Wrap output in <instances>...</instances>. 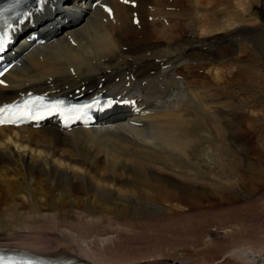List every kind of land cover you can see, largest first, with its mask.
Masks as SVG:
<instances>
[{
  "label": "bare ground",
  "instance_id": "bare-ground-1",
  "mask_svg": "<svg viewBox=\"0 0 264 264\" xmlns=\"http://www.w3.org/2000/svg\"><path fill=\"white\" fill-rule=\"evenodd\" d=\"M92 1L97 0H51L40 16L48 29L53 27L45 37L48 42L31 51L29 45L21 48L16 55L19 63L5 77L8 86H0V103L28 91L74 95L80 87L91 94L104 90L111 95L136 97L143 107L135 118L139 125L131 124L134 119L120 110L87 130L60 131L52 124L39 129L0 127V247L8 248L4 243L16 242L19 246L10 248L34 256L79 264H133L136 259L112 254L116 236L129 229L125 222H137L141 212L167 215L204 209L211 207L208 196L221 201L223 192L239 190L246 150L240 145L239 162L235 166L226 163L230 175L229 184H225L221 161H226L224 135L228 133L218 125L225 130L227 113L221 107L224 101L211 103L217 108L210 107L205 97V76L212 71L211 65L208 73L198 70L201 77L190 76V58L184 67L176 66L182 58L191 56L190 44L202 48L210 33L237 29L238 16L249 10L251 2L235 1L233 16L224 13L220 16L224 19L211 25L214 9L210 7L213 4L215 8L216 0H129L136 2L135 7L106 0L113 6L111 17L93 9ZM134 14L139 19L137 25L132 24ZM192 37L194 41H190ZM225 58L215 63L224 64ZM208 59L212 62L215 57ZM229 59L235 63L240 58L231 51ZM201 62L200 69L204 67L203 58ZM150 69L158 73L156 80L142 85L148 95L160 92L167 78L184 77L179 83L182 88L164 98L147 99L141 91V80L150 75ZM210 109L212 117L206 116ZM219 133L224 134H220L223 139ZM198 144L199 157L194 156ZM254 174L248 181L255 180ZM234 175L237 183L240 180L238 184ZM76 226L84 234L73 230ZM7 227L13 229L8 232ZM33 230L47 232L53 243L37 240L40 235L26 239ZM207 234L200 243L204 249L217 251L220 243L212 233ZM219 255L196 264H228L230 259L233 264H264V248L252 249L248 244L222 249ZM160 256L154 255L157 263L151 264H192L190 261L196 258L168 255L164 263ZM85 259L92 261L86 263Z\"/></svg>",
  "mask_w": 264,
  "mask_h": 264
},
{
  "label": "rangeland",
  "instance_id": "rangeland-1",
  "mask_svg": "<svg viewBox=\"0 0 264 264\" xmlns=\"http://www.w3.org/2000/svg\"><path fill=\"white\" fill-rule=\"evenodd\" d=\"M229 1L230 3L227 2L223 5L221 4L223 3V0H216L215 8L214 6H212L213 4L211 5L210 9H214V17L212 18L211 25H215L216 21L220 22L222 19H224L220 18V16L224 13V16L226 17L228 15L233 16L232 13L234 12L233 10H235L234 3L238 0ZM240 2L244 3V0H240ZM249 3L251 4L248 8L249 10L241 14V16H238L240 20L239 24H242L239 25L237 23L239 25L236 26L237 29L233 31L230 30L232 34L228 32V30L224 31L223 29V32L222 30H219L217 32L210 33L209 36L206 37L205 43H208L205 47L195 49L193 45L190 44V51L192 53L191 56L188 54L186 58H182L180 60V62L182 61V63L177 64L178 67L176 66L177 69L180 67H184L186 62L185 60L187 58H190V76L195 75L201 77L200 71L198 70H201V74H204L205 72L208 73V71L211 70V65L212 71L209 72L211 76L209 73L205 76L204 90L207 94H204L206 99L209 101L210 107L213 106L217 108V106H214L212 104L224 101L221 103V105L223 104L221 107H225V111L227 113V116H225L226 119H224L225 130H223L220 125H218L220 127V130L222 132H225H223L224 134L228 133L226 135L219 133L220 139H223L220 134L224 135V144L226 145H224V151L227 154L226 161H221V163H223V166L225 165V169H223L225 184H229V181L227 180L229 179L230 175L228 167L230 165L235 166L237 162H239L237 160V156L240 145H242L244 150H246V161H244L245 163L241 162V166L243 167L244 165V167L240 172V174H242V178L240 179L241 182L240 180L238 181V183L240 182V184L237 183L236 175H234V182L239 185V190L237 189L236 192L232 190V194L223 192V194L221 195L223 196L221 201H218L215 197L208 196L207 201L211 204V207L205 206L204 209H201L199 207V209L195 210H179L174 214L167 215L163 213H151L154 218L149 216L151 215L150 213H148L147 215L141 212V214L137 216L140 217V220L138 219L137 222L124 223V225L129 229L125 232H120L116 236L114 245L115 250L113 249L112 253L113 256H116L117 258H122L123 256V259H136L132 262L133 264H151L157 263L153 261V256L156 254L161 255L160 260L164 263L165 261L169 260L168 255L180 256L181 254H186L196 257L192 258V261H190L192 264H196L199 263L201 259H217L220 257V250H227L231 247H239L243 244L250 245L252 249L264 248V0H249ZM221 6L223 8H220ZM211 12L212 11H210L209 13ZM194 40V37L190 39V41ZM199 49L201 50L199 51ZM231 51H233L235 55L239 56L240 59L238 61H240V63H242L243 61L242 64L239 65L238 61L232 63V59H229L231 58ZM201 58H203V66L205 68L203 67L200 69L199 66L202 65ZM208 58H212L214 59V61L211 62V60H209ZM220 58H225V62L224 64L217 65V63L215 62ZM199 61L201 63H198ZM229 61L232 64H230ZM162 68L163 67H161V69ZM193 70H195L194 73ZM150 71V75L146 76V78L148 79L141 78V82H143L141 83V91L143 90L142 87L145 86L144 84L157 79L155 73H158V71H153L152 69H150L149 72ZM190 76L187 79L188 82ZM179 77L177 78L178 80L174 78H171V80L169 78L164 80L159 88L160 92H158L157 94L154 93L148 95V93H145L143 91L142 93L145 95V97H147V99H153L156 96L164 98L167 94L169 95V92H176L175 90H177L178 92L179 88H182L181 86L179 87V83L184 81V77ZM143 80L146 81L144 82ZM211 85L214 87L213 89L210 88L212 87ZM193 88L196 89L197 86ZM213 90H215L216 92L219 90L220 93H218L219 91L216 93ZM160 94L162 95L159 96ZM211 112H213V109L208 110V112H206V116L212 117ZM225 121H227V123ZM229 122H231V124ZM209 124L212 123L209 122ZM239 126H241L242 129H240L241 127ZM195 127L199 126L196 125ZM209 130H213L214 133L216 132L212 127H210ZM231 138L233 139L232 141ZM199 146V144L194 146L195 149H197H194V156L196 155L197 157H199ZM209 148H211V146ZM241 156L243 157V155ZM227 162L228 164L230 162L229 166L228 164L226 165ZM239 166L237 168H239ZM253 166H256V168H253ZM250 167H252L254 170ZM242 170H244V172H242ZM244 174L245 176H248L246 177L247 179L244 177ZM251 174H254L255 176V180H252L255 183H252V181H248V178L251 176ZM252 188H254V191L252 194H250ZM238 192L242 194L238 195ZM115 215L117 216V214ZM148 218H152L153 220H148ZM113 220L116 219L113 218ZM7 228H9L8 230H6L8 232L9 230L13 229L10 227ZM73 230L84 234V231L80 226L74 227ZM42 231L43 230H37V232H39L37 234L36 230H33V234L27 236L25 235L26 237H24L26 239H30L33 236L34 238H37V236L40 235L41 239L37 240H40L42 242L44 241L45 244H47L48 242L53 243V239L49 235H47V232ZM35 232L37 235L34 234ZM43 233L45 234L43 235ZM207 233H212L214 235V239L220 243V247L218 248L219 250L217 249V251H212L211 247L208 249L203 248L200 242L205 235H208ZM40 236H38V238ZM49 238L52 240H50ZM11 243L15 244L16 242ZM11 243L7 244L10 245ZM116 251L117 253H114ZM118 253H121L122 255ZM201 256L204 258H201ZM88 261L91 262L92 260ZM91 264L95 263L91 262ZM174 264L179 263L175 262ZM228 264H233L231 259Z\"/></svg>",
  "mask_w": 264,
  "mask_h": 264
},
{
  "label": "snow or ice",
  "instance_id": "snow-or-ice-1",
  "mask_svg": "<svg viewBox=\"0 0 264 264\" xmlns=\"http://www.w3.org/2000/svg\"><path fill=\"white\" fill-rule=\"evenodd\" d=\"M17 2H19V0H17ZM125 3L129 2V0H124ZM40 3H45V0H40ZM101 7H104V10L106 12H108L111 15V10L109 8H107L106 6L101 5ZM5 44H6V40L3 38H0V52H3L5 49ZM2 83V82H0ZM127 103V102H125ZM90 107V106H85ZM20 114L17 115L15 113H12V109L11 107H5V108H0V125H4L6 123H16L18 120L22 119L24 116V111L23 110H19ZM73 112H77V111H81L80 109H73L71 110ZM6 113H10L12 116H15V118H11V116H9L8 118L5 117ZM30 114V113H29ZM40 117H37V119H39ZM0 264H12V262L10 261H5L3 257H0Z\"/></svg>",
  "mask_w": 264,
  "mask_h": 264
}]
</instances>
